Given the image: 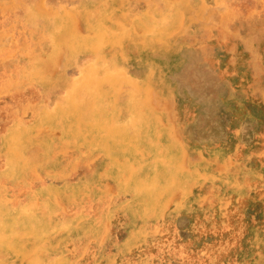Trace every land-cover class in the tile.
I'll return each mask as SVG.
<instances>
[{
    "label": "rangeland",
    "instance_id": "374dc122",
    "mask_svg": "<svg viewBox=\"0 0 264 264\" xmlns=\"http://www.w3.org/2000/svg\"><path fill=\"white\" fill-rule=\"evenodd\" d=\"M0 264H264V0H0Z\"/></svg>",
    "mask_w": 264,
    "mask_h": 264
},
{
    "label": "bare ground",
    "instance_id": "6f19581e",
    "mask_svg": "<svg viewBox=\"0 0 264 264\" xmlns=\"http://www.w3.org/2000/svg\"><path fill=\"white\" fill-rule=\"evenodd\" d=\"M204 1V0H203ZM116 2V1H115ZM245 2V1H244ZM248 2V1H247ZM234 3H236V2H234ZM239 3H240V1H239ZM249 3V2H248ZM150 7V6H149ZM212 7V6H211ZM210 7V8H211ZM214 7V6H213ZM144 8V7H143ZM41 9V8H40ZM203 9V8H202ZM209 10V9H208ZM260 10V9H259ZM256 11V10H255ZM258 11V10H257ZM226 12V11H225ZM256 15V14H255ZM214 16V15H213ZM212 16V17H213ZM224 16V15H223ZM3 18V17H2ZM13 18V17H12ZM200 18V17H199ZM11 19V18H10ZM6 20H8L7 18H6ZM209 20V19H208ZM200 21H202V20H200ZM102 22V21H101ZM198 22V21H197ZM210 22V21H209ZM9 23V22H8ZM23 23V22H22ZM211 23V22H210ZM205 24V23H204ZM208 23H206V25H207ZM10 25V24H9ZM22 25V24H21ZM25 25V24H24ZM24 25H23V27H24ZM180 25V24H179ZM16 26H17V24H16ZM26 26V25H25ZM39 26V25H38ZM209 26V25H208ZM9 27V26H8ZM44 27V26H43ZM77 27V26H76ZM16 28V27H15ZM38 28H40V27H38ZM205 28V27H204ZM12 29V28H11ZM18 29V28H17ZM26 29V28H25ZM30 30V29H29ZM37 30V29H36ZM205 30V29H204ZM16 32V31H15ZM25 32V31H24ZM30 32V31H29ZM102 33V32H101ZM219 33V32H218ZM22 34V33H21ZM20 34V35H21ZM29 34V33H28ZM30 34H31V32H30ZM7 35V34H6ZM223 35V34H222ZM30 36V35H29ZM102 36H104V33L101 35L100 34V31H97V34H96V38L92 41V42H90V46L92 47V48H95V47H97L98 46V44L101 42V41H103L104 40V37L102 38ZM224 36V35H223ZM23 37V36H22ZM28 37V36H27ZM210 37V36H209ZM185 38V37H184ZM32 39V38H31ZM24 40V39H23ZM219 40H220V38H219ZM34 41V40H33ZM204 41V40H203ZM222 41V40H221ZM22 42V41H21ZM35 45V44H34ZM32 46V45H31ZM19 51V50H18ZM36 51V50H35ZM26 55H27V53H26ZM31 59H33V58H31ZM29 60V59H28ZM34 60V59H33ZM258 60V59H257ZM19 61H21V60H19ZM16 62V61H15ZM4 63V62H3ZM20 65V64H19ZM24 65V64H23ZM22 65V66H23ZM54 65V64H53ZM54 67V66H53ZM16 68V67H15ZM21 68V67H20ZM10 69H12V68H10ZM37 70V69H36ZM2 71V70H1ZM5 71V70H4ZM11 71V70H10ZM8 72V71H7ZM40 72V71H39ZM6 73V72H5ZM8 74V73H7ZM45 75V74H44ZM2 76V75H1ZM7 77H9L8 75H7ZM12 78V77H11ZM253 82V81H252ZM96 83V82H95ZM158 113V112H157ZM125 116V115H124ZM84 119H78V126L76 125L75 126V128L73 129V130H70V133L72 134V135H75V136H80V135H83L84 133H85V128L83 127V125H85L86 123L83 121ZM152 121V122H151ZM68 122V121H67ZM158 122H159V117L157 116V115H151L150 116V119H149V122H148V125L146 126V128L144 129V138L147 140L148 139V132L149 133H151L150 131H149V127H150V124H151V126L154 124H158ZM65 129V128H64ZM38 132V131H37ZM68 132V131H67ZM34 133V132H33ZM100 133H102V132H100ZM104 133V132H103ZM132 133V132H131ZM127 135H122V134H111V133H109V135L108 136H110L112 139H115V141H114V143H113V145L115 144H119V143H121L120 141H122L123 142V146L122 145H120V146H116V147H114L116 150H118V151H120V154H127V153H138V152H141V148H138L137 146H135L133 143H131L130 142V136H129V133H126ZM68 135H69V133H68ZM136 138V137H135ZM66 139V138H65ZM64 139V140H65ZM69 139V138H68ZM67 139V140H68ZM70 141V140H69ZM72 141V140H71ZM59 144V143H58ZM92 144H93V142H92ZM98 144V143H97ZM102 145H95V146H110V145H108L107 143H101ZM57 146V145H56ZM55 146V147H56ZM69 146V145H68ZM91 146H93V145H91ZM143 146V145H142ZM146 146H147V144H146ZM58 147V146H57ZM89 147V146H88ZM147 147H150V148H153V146L152 145H148ZM74 148V147H73ZM146 148V147H145ZM58 149V148H57ZM86 149V148H85ZM84 149V150H85ZM114 150V149H113ZM68 151V150H67ZM66 152V151H65ZM116 152V151H115ZM122 152V153H121ZM85 153V152H84ZM119 153V152H118ZM173 153L174 152H171V150H170V152H165L162 156H160V158H161V160L163 159V160H165V162H166V164H163V165H161L162 166V169H164L165 170V167L166 168H171V169H174L175 167H176V165H177V161H175L174 162V158H172L171 156H173ZM59 154H61L60 152H59ZM65 154V153H64ZM68 154V153H67ZM91 154H93V153H91ZM112 154H113V152H112ZM87 155V154H86ZM140 155V154H139ZM138 155V156H139ZM58 156V155H57ZM120 156V155H119ZM133 156V155H132ZM262 156H263V154H262ZM89 157V156H88ZM91 157V156H90ZM112 157H114V156H112ZM127 157V156H126ZM19 158V157H18ZM21 158V157H20ZM134 158V157H133ZM137 158V157H136ZM25 159V158H24ZM23 160V159H22ZM82 160V159H81ZM129 160V159H128ZM69 161V160H68ZM73 161V160H72ZM84 161V160H83ZM90 161V160H89ZM169 161H170V163H169ZM34 162V161H33ZM109 163H110V161H108ZM129 162V161H128ZM116 162H114V164H115ZM28 164V163H27ZM72 164H73V162H72ZM71 163H70V165H72ZM23 165H24V163H23ZM26 165V164H25ZM69 165V164H68ZM67 165V166H68ZM109 165H111V164H109ZM128 165H129V163H128ZM159 165V164H158ZM168 165H170V167L168 166ZM59 167V166H58ZM160 169V168H159ZM140 173V172H139ZM139 176H140V174H139ZM137 177V176H136ZM158 178H159V176H158ZM163 181V180H162ZM143 183V182H142ZM154 187V186H153ZM155 188V187H154ZM158 188V187H157ZM155 191H156V189H154L153 191H149V196L150 197H155L154 195H157L156 193H155ZM76 193V192H75ZM50 194V193H49ZM148 196V195H147ZM155 201V200H154ZM142 212V211H141ZM136 230V229H135ZM134 231V230H133ZM22 233V232H21ZM20 233V234H21ZM20 234H19V236H20ZM18 236V237H19ZM20 237H22V236H20ZM48 237V236H47ZM17 239V238H16ZM19 240V239H18ZM21 240V239H20ZM19 240V241H20ZM22 242V241H21ZM24 249V248H23ZM28 249V248H27ZM21 251V250H20ZM101 258V257H100Z\"/></svg>",
    "mask_w": 264,
    "mask_h": 264
}]
</instances>
